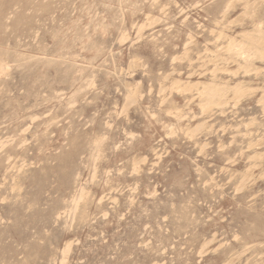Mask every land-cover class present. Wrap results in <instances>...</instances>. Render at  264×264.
<instances>
[{
  "label": "rangeland",
  "instance_id": "obj_1",
  "mask_svg": "<svg viewBox=\"0 0 264 264\" xmlns=\"http://www.w3.org/2000/svg\"><path fill=\"white\" fill-rule=\"evenodd\" d=\"M216 1L0 0V264H264V0ZM211 80L256 91L201 114Z\"/></svg>",
  "mask_w": 264,
  "mask_h": 264
},
{
  "label": "bare ground",
  "instance_id": "obj_2",
  "mask_svg": "<svg viewBox=\"0 0 264 264\" xmlns=\"http://www.w3.org/2000/svg\"><path fill=\"white\" fill-rule=\"evenodd\" d=\"M234 0H217L216 2H215V6H214V10H213V12H212V16H211V20L213 21V23L214 24H216L217 25V23H219L220 21H222V19H226V17H227V15L229 14V12L231 11V8H232V2H233ZM133 4H135V3H133ZM197 4H199V1H197ZM196 4V5H197ZM135 6V5H134ZM250 11V10H249ZM145 16H146V13L144 14ZM0 27L2 26V24H1V18H2V16H3V11H0ZM20 20V18H18V21ZM238 20H239V17H238ZM158 21V20H157ZM156 21V22H157ZM136 23H139V22H136V21H132V23H131V27L134 25V24H136ZM253 23H255V24H257L258 26H259V30L257 29V30H252V31H248V32H246V34H243V33H241V34H243L244 36V39L248 42V41H250V42H253L254 40L255 41H260V40H264V8H262V9H260V10H256L255 12H254V17H253V19H252V21H251V25L253 24ZM127 31V29H126V27L125 26H122L120 29H119V33H118V36H117V39L119 38V37H121L122 35H123V33L124 32H126ZM221 32V31H220ZM215 33V32H214ZM222 33V32H221ZM239 34V33H238ZM186 35H187V41H184L183 42V50L181 51L183 54L182 55H185L186 53H187V50H188V47H189V44L192 42V38H193V36H192V31H190L189 30V32L188 33H186ZM222 35V34H221ZM221 35H219V36H217L215 39L216 40H219V38H220V36ZM240 35V34H239ZM140 37H142V32H141V34L139 35V37L138 38H140ZM152 39H154V37H152ZM126 40H124V39H122V40H120L119 42L120 43H123V42H125ZM181 52H179V53H177V54H175V55H172L171 57H170V65H171V69L172 68H176L175 67V65H176V62L178 61V60H181L182 58H181ZM1 55H2V53H1ZM1 55H0V65H4L5 64V61L2 59V57H1ZM131 57H136L139 61L141 60V57L139 56V54L137 53V52H135V53H133L132 55H131ZM189 61L191 60L190 58L188 59ZM219 61V60H218ZM179 62V61H178ZM214 62H216V61H213V63ZM210 63H212L211 61H210ZM140 65H144V63H143V61H142V63H140ZM205 66V65H204ZM238 67L236 68V69H232V70H230L233 74H236V72L240 69V68H242V67H244L243 65H237ZM252 66V65H251ZM250 67V66H249ZM244 69V68H243ZM242 69V70H243ZM245 69H246V67H245ZM251 69V68H250ZM249 69V70H250ZM255 69H260V67H255ZM264 69V68H263ZM212 70V69H211ZM214 71L216 70V68L215 69H213ZM249 70L248 69H246V71L245 72H249ZM223 72V70L221 71V70H218V71H216V72ZM229 71V72H230ZM251 71V70H250ZM208 72V71H207ZM210 73V72H209ZM224 73H226L225 72V70H224ZM162 74V73H161ZM196 74H198V73H196ZM211 74V73H210ZM178 75V74H177ZM169 76H171V72H165L164 74H162V79H168L169 78ZM213 76H214V73H213ZM217 80V79H216ZM226 81V80H225ZM184 81H179L177 78H174V77H170V84H169V86H168V90L170 91V92H176V93H179V94H181V90H182V86L180 85L181 83H183ZM227 82V81H226ZM205 84H204V88H205V95H206V98H200L199 99V103L197 104V106H198V108H199V112H201V114H206V112L208 111V110H210V109H212L213 107H218V108H222V106H223V104L225 103V101H223L222 99H225V97H226V95L228 94V93H230L231 95H232V100H234L235 101V103L234 104H236L238 101H240L241 100V98L242 97H244L246 94H248V93H252V92H254V91H256V87H252V86H249V85H246V84H243V82L242 81H236V82H233L232 84H226V83H223V84H221V83H217L216 81H214V80H211V81H209V82H204ZM179 87H181V88H179ZM166 88L164 87V86H162L161 88H160V90L161 91H164ZM130 90V89H129ZM260 90V89H259ZM262 91V94H261V96L259 97V99H258V103H260V105H262L263 103H264V89L263 90H261ZM186 93V91H183L182 92V94L181 95H184V96H186L187 94H185ZM217 93H219L220 95L218 96V94ZM217 94V95H216ZM136 94L134 93V92H129L128 94H127V98H132V97H134ZM216 96L217 97V99H210L209 97L210 96ZM231 101V100H230ZM173 105V104H172ZM202 107H204L205 109H202ZM264 107V106H263ZM173 108L175 109V114H174V117L178 120V121H180L183 117H185L184 116V114L183 113H181L180 112V110L177 108V107H175L174 105H173ZM264 109V108H263ZM194 115V112H192V116ZM189 118H191V116H188ZM197 117V116H196ZM193 118V117H192ZM255 120V118H254V116H250L249 118H248V120L244 123V125H245V127H247V125H249L250 123H252L253 121ZM203 123L204 122H201V124H200V122L195 126V128L194 129H196V128H198V127H200V126H202L203 125ZM258 126H260V127H262L263 129H264V123H261V122H259L258 123ZM188 129V128H187ZM254 139L255 138H253V137H249V138H247V144H248V147H250V146H252L253 145V143H254ZM262 142V141H261ZM0 147L2 148L4 145H3V143L0 141ZM247 147V148H248ZM246 148V150H248ZM8 156V155H7ZM252 157H260V155L259 154H257L256 153V155H251ZM255 157V158H256ZM133 170H137V168H134ZM118 171V170H117ZM137 174V173H136ZM263 175V174H262ZM15 185H17V187H15V188H17L18 190L20 189V184L19 183H15ZM14 185V186H15ZM210 191V190H209ZM237 191H240V190H237ZM85 195H86V193L84 192V190H83V187H78L75 191H74V193L72 194V196H71V204H69L68 206H67V208L64 210V212L65 213H75L76 212V210L77 209H79V208H81V207H85L86 206V204H87V202H86V199H85ZM82 201V203H80ZM80 218H84V210L82 211V213H81V215H80ZM70 246H71V242H67L66 244H65V247L63 248V250L61 251V254H62V260H61V263L64 261V259L66 258V256H67V253H68V251L70 250Z\"/></svg>",
  "mask_w": 264,
  "mask_h": 264
}]
</instances>
